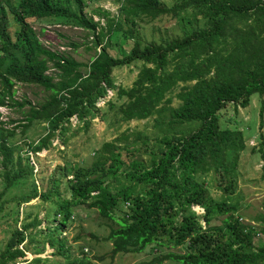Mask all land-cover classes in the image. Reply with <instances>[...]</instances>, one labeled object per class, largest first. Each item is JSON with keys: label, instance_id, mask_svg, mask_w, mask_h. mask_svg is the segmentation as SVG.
Returning a JSON list of instances; mask_svg holds the SVG:
<instances>
[{"label": "trees", "instance_id": "obj_1", "mask_svg": "<svg viewBox=\"0 0 264 264\" xmlns=\"http://www.w3.org/2000/svg\"><path fill=\"white\" fill-rule=\"evenodd\" d=\"M95 1L0 0V108L25 106L15 100L18 85L39 86L51 93L40 108L31 107L28 124L23 126L27 130L30 123L41 121L48 132L37 144H30L25 165L13 143L15 130L6 128L0 113L4 185L0 220L13 215L16 224L0 253V264L19 259L28 263L27 254L40 255L44 249L30 247L29 230L37 229L51 248L60 246L57 254L72 258L60 239L49 240L50 227L42 228L39 216L27 224L32 214L26 215L17 227L19 214L7 211L5 197L35 178L30 154L50 148L59 133L66 134L73 118L88 125V117L101 110L98 104L110 92L122 103L117 106L110 100L107 106L122 122L153 119L155 132H134L131 142L122 136L128 142L125 147L119 139L105 143L90 167L64 166L43 187L34 179L28 194L13 199L15 205L20 209L36 199L51 204L56 218H61L62 231L74 218L72 209L97 210L117 226L107 238L113 257L140 254L153 246L156 250L183 247L185 253H169L157 263L264 264V241L257 242L264 226L244 224L233 198L246 149L244 135L222 128L219 116L230 104L247 108L254 94L264 96V0H180L173 7L161 0H122L117 16L101 8L88 16L86 9ZM184 12L195 21L201 17L203 27L164 43L144 42L140 32L147 25L165 19L184 21ZM95 15L105 18L106 25L95 21ZM10 16L19 27L14 37ZM40 16L88 30L100 51L85 65L46 48L30 23ZM115 42L124 45L120 56L110 53ZM134 63L142 65L132 86H117L114 70ZM178 88L179 105L174 107ZM144 156L150 157L148 162ZM212 183L221 197L212 194ZM63 184L70 198L63 197ZM221 217L226 218L216 225ZM70 264L92 263L78 258Z\"/></svg>", "mask_w": 264, "mask_h": 264}, {"label": "rangeland", "instance_id": "obj_2", "mask_svg": "<svg viewBox=\"0 0 264 264\" xmlns=\"http://www.w3.org/2000/svg\"><path fill=\"white\" fill-rule=\"evenodd\" d=\"M162 3L168 7H173L180 0H161ZM122 5V0H97L90 3L86 9L88 16H93L94 11L101 8L102 10L111 12L113 16L118 15V10ZM183 16L187 18L184 21L180 19H165L161 22H153L141 30L140 35L145 43L153 41L157 43H164L167 40L176 38L184 34L185 31L191 32L196 27H203L204 22L201 17L198 21L189 17L186 12ZM9 27L12 36L18 31L19 27L13 18L9 17ZM95 21H101V25H106V19L98 15L94 16ZM53 22V23H50ZM37 36L41 43L52 51L62 52L71 56L76 61L82 64H89L96 57L97 52L100 51L94 48L93 36L84 28L76 25L64 24L61 20L53 21L40 18L30 20ZM124 48L123 44H113V49L110 53L113 56H120V50ZM126 48V46H125ZM127 49V48H126ZM141 63H134L130 66L116 68L113 73L116 85L119 87H131L137 78ZM52 69L50 73H53ZM82 72H87L83 68ZM86 74V73H85ZM184 86L181 84L180 87ZM17 94L15 100L19 103H24L25 106L21 109L15 107H1L2 114L1 121L6 123V128L15 130V139L13 143L17 146V153L24 157V165L26 164L27 152L30 151L31 143H38L41 138L45 137L48 132L45 131L46 123L35 121L30 123L29 128L24 130L23 126L27 125V119L30 116L31 107L40 108L41 105L50 100L51 93L39 86H25L18 85L16 87ZM178 88L173 95V104L171 106L177 107L179 105L178 99L175 97L178 94ZM113 100L119 106L122 101L115 97L114 92H110L109 96L98 104V109L94 110V115L88 117V125L79 122L77 118L72 119V124L65 135L60 133L53 139V144L50 148L43 150L38 154L31 153V162L35 167V178L30 179L26 186H19V189H12L5 197L9 204L6 205L7 211L11 209L17 211L20 218L21 226L22 220L32 214V218L28 219V223L32 222L36 216L42 220V228L49 225L50 238L54 242L62 241L65 244L68 253L71 257L65 258L63 255L57 254L60 246L56 245L51 248L48 244V239L41 230H29L33 235L31 248L44 249L38 256L27 254V264H70L78 258H83L90 261L92 264H161L157 260L169 253L182 254L185 253V248H157L155 246L149 247L145 252L140 254H121L115 257L112 256V244L107 240L112 228L117 227L112 221L103 219L97 210L89 209L86 206L76 207L72 209L74 214L73 220L68 224L67 228L63 229L59 226L60 217L55 216L54 208L49 203H41L39 199L32 201L29 204H24L17 207L15 197H21L29 193V187L35 181L43 187L48 182V179L54 175L60 174L64 166L71 167L75 164L77 167H90L97 158V150H99L105 143L117 141L119 145L125 147L126 143L131 142L134 132H146L153 134V119L146 121H131L129 123L122 122L117 116L115 110H110L107 106L108 102ZM264 96L261 94H254L251 98V103L247 108L237 107L230 104L226 109L220 112V124L222 128H230L233 130H240L243 132L246 149L241 154L240 163L238 167V192L233 197L234 201H238L240 210L238 216L241 217L244 224L255 226L261 229L264 226V158L259 149L264 145ZM106 114L107 118L103 117ZM122 136H128V142L122 139ZM264 148V146H263ZM29 155V156H30ZM148 162L150 157L144 156L142 158ZM3 167L0 157V174ZM211 180V177H210ZM4 189L2 177H0V192ZM212 194L214 196H222V193L216 189V184L211 185ZM61 191L64 198H70L71 194L67 191L66 185L61 186ZM36 205H40L37 207ZM194 210L201 214L199 207ZM48 215V223L46 218ZM13 215L2 217L0 220V253L5 249V246L10 238V233L16 227L13 222ZM226 217H221L214 223L221 225ZM23 227V225H22ZM92 234L95 237H91ZM263 240L264 235H261L257 242ZM84 247L85 254H84ZM70 248V249H69ZM58 250V251H57ZM87 250V251H86ZM57 252V253H56ZM30 255V256H29ZM39 259V262H32ZM32 260V261H31ZM25 260H18L16 263L8 264H22ZM162 264H178L174 261H164Z\"/></svg>", "mask_w": 264, "mask_h": 264}, {"label": "built area", "instance_id": "obj_3", "mask_svg": "<svg viewBox=\"0 0 264 264\" xmlns=\"http://www.w3.org/2000/svg\"><path fill=\"white\" fill-rule=\"evenodd\" d=\"M242 221V220H241ZM22 248H23V246H22ZM22 264H26V263H22Z\"/></svg>", "mask_w": 264, "mask_h": 264}, {"label": "clouds", "instance_id": "obj_4", "mask_svg": "<svg viewBox=\"0 0 264 264\" xmlns=\"http://www.w3.org/2000/svg\"><path fill=\"white\" fill-rule=\"evenodd\" d=\"M87 251V250H86ZM29 263V262H28ZM27 264V263H26Z\"/></svg>", "mask_w": 264, "mask_h": 264}]
</instances>
